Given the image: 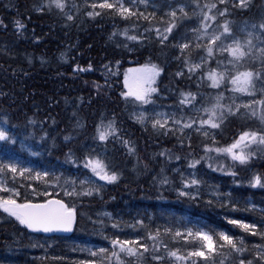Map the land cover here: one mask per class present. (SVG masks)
Returning <instances> with one entry per match:
<instances>
[{"label":"trees","instance_id":"trees-1","mask_svg":"<svg viewBox=\"0 0 264 264\" xmlns=\"http://www.w3.org/2000/svg\"><path fill=\"white\" fill-rule=\"evenodd\" d=\"M41 2L43 5L38 11L37 6ZM49 2L0 0V116L14 133L25 132L35 147L45 146L43 151L47 153L43 158L50 164H66L72 159L83 164L87 152L85 145L92 140L98 142L101 150L95 156L107 165L110 174L114 172L118 176L112 183L83 185L73 201L77 219L72 233L55 236V239L76 237L81 243L102 246L106 253L95 264H117L112 256L113 245H107L104 234L117 231L118 235L124 236L137 231L142 236V243L150 249L148 252L140 249L145 264H177L167 256L164 245L170 250L179 249L186 255L199 244L186 243L184 239L174 240L164 234V229L171 226L169 229L172 230L177 221L191 219L214 234V238L224 233L235 241H243L238 245L243 251L224 246L206 258H192L195 264H241V261L244 264H264L260 259L264 255L261 251L264 249V235H251L241 225L230 223L218 213L220 209L217 206L174 192V188L183 186L187 179L183 172L176 170V165L191 167L194 161H199L195 166L204 164L211 169L214 178H222L234 193L244 191L247 196L255 198V204L264 206V186L249 184L252 176L261 177L264 183V154L259 151V146L251 145L245 149L254 154L246 163L240 164L227 153L215 151L217 142L198 133L182 139L173 133L165 134L159 127H142L128 113L139 102H133L132 98L126 101L121 95L128 90L125 75L129 85L134 86L138 75L142 74L135 70L150 64L161 69L153 85L157 91L166 88L177 91L176 94L167 92L169 98L176 101L182 92H193L185 61L197 58L203 51L202 47H196L199 42L194 43L190 37L191 24L178 19L171 33H166L168 39L161 43L156 29L163 32L172 23L166 21L161 13H155L146 20L139 15L123 18L113 10L98 8L96 11L101 15L89 16L87 13L92 8L88 0H62L63 9L54 4L49 6ZM261 3L262 0H251L243 10L230 7L226 21L235 25L244 18L258 19ZM68 11L71 20L67 17ZM17 22L23 27H19ZM129 36L137 39L131 40ZM184 44H189V47L182 53L180 46ZM178 67L183 69L182 76L176 73ZM129 69L134 71L129 72ZM194 76L197 77V72ZM157 91L152 93L155 99ZM163 100L166 101L158 99L166 103ZM226 109L223 108V122L217 128L222 131L220 140L223 147L232 144L244 131H261L262 120L252 115L254 105L247 110L231 107L229 112ZM73 112H76L80 128L72 120ZM191 116L194 121L203 120L198 115ZM113 120L118 129V139L109 137L103 142L93 139L97 136L98 125H107ZM123 141H128V145ZM129 148L133 151L129 152ZM206 148L212 150L206 151ZM248 170L251 173H247ZM165 178L167 182H162ZM85 191H90L91 195H83ZM44 199L36 198L38 201ZM97 206L109 210L111 217L97 215ZM241 207L248 217L252 213L255 217L262 214L260 210L248 209V205ZM132 219L140 221L129 231L127 226L131 221L128 220ZM157 229L161 232L162 243L159 251L153 252V241L148 239V235ZM28 231L21 224L0 223V239L7 241L0 244V251L17 248V254L40 253L41 249L35 248L41 236L30 240ZM219 243L223 244V241ZM152 254L164 259L155 261L151 259ZM120 255L124 258L122 253ZM47 260L36 259V262L47 264ZM52 261L64 264L60 259ZM124 263H127L125 259ZM179 264L188 262L180 261Z\"/></svg>","mask_w":264,"mask_h":264},{"label":"rangeland","instance_id":"rangeland-1","mask_svg":"<svg viewBox=\"0 0 264 264\" xmlns=\"http://www.w3.org/2000/svg\"><path fill=\"white\" fill-rule=\"evenodd\" d=\"M88 1L90 5L94 2H103V0ZM250 1L251 0H246V6L241 7L240 0H225V3H220V0H145V2H141V0H135V4L128 3L126 0L125 7H129L132 11L143 13V16H147L148 18L153 16L155 13H161L166 21L173 22L174 18L172 17L171 13L175 11V24L178 19L185 20L188 22V24H191L190 37L193 38L194 43L199 42L203 51L199 56H197V58L188 61V63H186V67L188 68L189 64L201 63V57H204L203 66L196 70V78L195 76L192 77L194 73L190 74L188 71V78L190 79L189 81L193 86L192 94H194L196 97V99L191 104L181 106V104H179L180 99L182 98L181 95L177 97V101L173 100L169 98L167 92L172 91V93L175 94L178 92H173V89L166 88V90L157 91L156 99L151 97L152 103L147 105H141L139 103L136 104V106L128 111L129 116L137 122L136 117L143 111L146 119L143 123L138 122L142 127L152 125L153 121L157 119H160L163 122V119L166 117H174L177 120L188 122L194 120V118L191 116L193 114L198 115L203 119H207L209 114L205 112L204 109H211L216 103L217 95L222 93L224 98L220 103L225 107L230 106L234 110H237V105H239L238 110H247L252 105H254L257 116L260 117L261 112L264 111V105L254 102L264 100V77L259 79L255 77V73L264 72V61H262L264 56H261L260 54V50L264 49V30L259 27L260 24L264 23V0H262L261 3V12L258 15V19L254 20L244 18L238 21L235 25L231 24V22H228V26L232 35L229 40L226 41V43L230 44L232 42V38L239 39L244 44H247L249 40L251 41L252 47L250 54L245 57L242 62L236 64V66L233 67L232 65L227 64V61L231 59L227 52L221 55L219 52L214 50L213 58H208L206 52V47L210 46L208 39L209 35H211L213 32H223V25L225 22H227L226 15L229 13V8L234 7L243 10L249 6ZM109 2H112V0H109ZM211 3H216L217 9H219L221 12H223L225 8H227L228 11L223 16L219 15L217 9H212L211 12H209V9L205 7V5H210ZM42 5L43 2L37 6V9H41ZM97 9L98 8L95 10L91 9L89 12L96 11ZM181 9H183V11H181ZM69 11L67 13V17L70 14ZM204 13L215 15L216 19L207 22L211 25L207 34H205L203 30H201L200 33H195L193 30L199 29L201 27V21L203 20ZM254 25L255 27H253ZM196 35H201L202 39L197 40ZM247 50L248 49H246V51ZM218 60H223L224 64L218 66ZM242 66H245V68H242ZM210 70H215L217 72L226 71L225 82L222 83L220 87H211V81L207 79ZM246 71H252L254 73L253 85L252 89L250 90V94L234 92V86L231 83L232 77L238 72ZM178 72H183V69L178 67L176 73ZM141 75L142 74L138 75V77ZM158 99H166V101L163 100L166 103H161L158 101ZM245 105H249V107H245ZM216 111L219 115L224 110L223 108H218ZM158 114L165 115L160 116ZM72 120H74V124L77 127H81L79 120L76 118V112H73ZM200 121L201 120L195 121V124L192 128H185L181 132L178 130L180 125H174L172 120L169 119L167 127L173 130L168 132L173 133L182 139H189L192 133H198L205 137L202 132L196 131V129L199 127ZM261 125L262 129L258 132H264V121L261 122ZM0 130L5 131V134L9 137L8 140H0V164H13L17 166L18 170L24 171L23 176H21L19 171L16 174H12L5 168L3 175H0V180L3 181L4 186L9 188L10 191L0 192V197H11L16 199L17 202H24L20 200L21 198L22 200L27 198L29 199L28 201H37V197H60L67 201L71 208L75 209L76 205H73V201L77 194L65 195L66 191H75L78 193L81 187L85 184H103L106 182L95 176L90 168H86L84 166L87 159H97L95 153L101 150L99 143L93 142L94 140L85 145L87 152L85 158L86 160H84L83 164H80L76 159H72L66 164L57 165L56 163L50 164L43 158V156L47 153L43 151L45 146L41 145L40 148L35 147L32 142L28 140L25 132L21 134L14 133V131L11 130L8 125H6L1 116ZM204 130L208 132V136L205 137L206 139L211 140L212 142H217L218 148L221 146L223 147L224 144L221 145L222 137L220 135H222V131H220V129H212L205 125ZM228 146L229 144L225 147ZM252 146H256L255 148L259 146V151L264 154V145L254 144ZM176 170L183 172V174L187 177L184 184L190 182L193 179H196L198 183L187 188H185L184 185L179 188L175 187V193H179L180 191L190 193V195L186 196L192 199H202L212 206H217L220 209L218 213L223 215L225 219L230 221H238L237 224L239 225H256L258 233H264V206L255 204V198L251 197L252 195L247 196V193L244 191H241V194L240 192L234 193L222 178H214L211 169L205 167L204 164L198 167H183L182 165H176ZM247 173L251 172L248 170ZM37 174H39V178ZM255 177L256 176H252L250 178L249 184H253L255 182ZM12 189H14L15 192H18L19 195H14L13 191H11ZM45 193H47V195H45ZM241 198L243 200H241ZM244 204L248 205V209L253 208L262 211V214L255 217V215L252 213L251 217H248L244 212V208L241 207ZM95 211L97 215L101 216L111 217L112 215L111 212L105 207L97 206ZM128 221H131L127 226L130 231L132 229V225L139 222L140 219H136L134 221L132 219ZM0 223L13 224L15 226L20 225V223L14 217L9 216L7 213L2 211H0ZM169 228H171V226L168 227V229ZM172 228L173 233L176 230L185 232L186 229L189 228L193 230L199 228L205 232H208L206 229L191 219H186L183 222L177 221V223L173 224ZM114 232L115 233L110 232L109 234H104L107 237V245L112 244L111 241L116 240V238L119 240L129 241L138 240L142 243V236L137 234V231L128 232L124 236L118 235L117 231ZM248 233L251 234L250 232ZM27 235L28 239L33 240L37 235L40 234L34 233L33 231H28ZM40 236V239L36 241L37 246L35 248L41 249L40 253L36 254L34 252L33 254L23 255L17 254V248H5L4 251H0V264H40V262H36V259H48L47 264H54L52 263V260L55 259L62 260L64 264H95L96 260L98 261V258H100L103 253L97 256H93L92 253H99L101 249L106 250V248L102 246L99 247L91 243H81L76 240V237H68L66 240H56L55 236ZM126 236H129L130 238ZM6 242L7 241L5 238L0 239V244ZM191 250L193 249H190L189 251ZM113 251L119 253L118 248L113 247ZM120 254L121 253H119V255ZM122 254L124 258L120 255L121 261H123V259L127 261V263L124 264H145L141 256H129L127 253ZM155 255L158 254H152L151 259H153V256Z\"/></svg>","mask_w":264,"mask_h":264},{"label":"snow or ice","instance_id":"snow-or-ice-1","mask_svg":"<svg viewBox=\"0 0 264 264\" xmlns=\"http://www.w3.org/2000/svg\"><path fill=\"white\" fill-rule=\"evenodd\" d=\"M126 0H112V2H109V0H103V2L100 3H92L90 7L92 9H110L113 10L114 13L120 15L123 18H128L133 15H139L142 16L144 19H148L147 16H143V13L137 14L136 12L132 11L129 7H125ZM128 3L135 4V0H127ZM141 2H145V0H141ZM220 3H225V0H220ZM52 4L55 5V7L63 9L64 4L62 0H50L49 6ZM199 6V5H197ZM240 6L245 7L246 6V0H240ZM209 9V12H211L212 9H217L216 3H211L210 5H205ZM40 11L41 9H37ZM183 11V9H181ZM228 11L227 8L224 9L223 12L219 11L217 9V12H219V15L223 16ZM89 16H98L101 15L100 12L92 11L88 13ZM173 19V22L168 25L167 28L164 29L163 32H161L160 29H156L157 35L161 39V43H163L165 40L168 39V35L166 33H171L172 29L176 26L175 24V17L176 12L173 11L171 13ZM68 19L71 20L72 17L68 16ZM215 15H209V13L203 14V20L201 21V27L199 29H194L193 31L195 33H200L201 30L205 34L208 33V29L211 27L208 21L215 20ZM19 27H23L22 24H19L17 22ZM255 27V25L253 26ZM259 27L264 30V23L260 24ZM126 34V32H125ZM231 30L228 26V22H225L223 25V32L221 33H215L213 32L211 35H209V45L206 47V52L208 58H213L214 56V50L216 52H219L221 55L223 53L227 52L228 55L231 57L230 60L227 61V64L232 65L233 67L236 66V64L242 62L245 57H247L250 54L251 51V41L249 40L247 44L242 43L239 39L232 38V42L226 43V41L229 40L231 37ZM131 40H136V36H129L128 37ZM196 39L200 40L202 39L201 35H196ZM189 47V44L181 45V52ZM196 47H201L200 44H197ZM246 49H248L246 51ZM261 56H264V49L260 50ZM204 57H201V63L199 64H189L188 71L190 74L195 73L197 69L201 68L203 66ZM185 63H188V61H185ZM218 66L223 65V60L217 61ZM226 67V66H225ZM83 71L84 69H80ZM134 70L129 69V72H132ZM142 75L138 77L135 81L134 86L129 85L128 83V76L125 75V87L128 89L126 92H123L121 95L124 97V99L127 101L129 98H132L133 102H139L141 105H147L152 103V93H155L157 91V88L153 85L156 82V77L160 75L161 69L155 65H145L142 69L135 70ZM178 76H182L183 72H178ZM253 77L254 73L252 71H246V72H238L235 76L232 77L231 83L234 86L233 91L239 92V93H249L252 89L253 85ZM255 77L257 79L264 77V72H257L255 73ZM226 78V71L217 72L215 70H210L207 76V79L211 81V87L218 88L222 83L225 82ZM181 99L180 104L186 105L191 104L195 99V95L192 93H181ZM223 94H218L216 97V103L212 106L211 109H204L205 112H207L208 118L203 119L199 122V127L196 129L198 132H202V134L207 137L208 132L204 130V126L207 125L208 127L212 129L219 128L221 126V123L223 122V114L220 113L217 114L216 109L218 108H225L224 105H222L220 102L223 100ZM254 103L264 105V100L262 101H255ZM245 107H249V105H245ZM239 109V105H237V110ZM227 111L231 112V107L228 106ZM160 116H164L165 114H158ZM252 115H257V112L254 110L252 112ZM262 121H264V111L261 112L260 117ZM137 122L143 123L146 119L144 112L142 111L137 117ZM169 119L172 120V123L174 125H180L179 131H183L185 128H192L195 124V121H188L183 122L181 120H177L174 117H166L163 119V122L160 119H157L153 121L152 127L153 128H161L165 129V134H167L168 131H172L173 129H170L167 127L169 123ZM117 132L118 129L115 127V120L110 121L107 125H98L96 128L97 136L93 137V139H99V141L103 142L109 139V137L117 138ZM9 137L5 134V131L0 130V140H8ZM66 140L70 139L69 137H65ZM123 143L127 146L128 141H123ZM253 144H260L264 145V132H258V131H244L242 132L239 137L228 147L225 148H216L215 151L220 153H227L231 156L233 161H239L240 164H244L248 161L249 157L253 155L254 153L252 151H245V149H249L251 145ZM212 149H207L206 151H211ZM133 149L129 148V152H132ZM163 155V153H161ZM179 159V157H177ZM199 163V161H194L190 166L195 167V165ZM86 168H90L91 171L95 176H97L100 180H104L108 183L115 182L118 179V176L112 172L111 174L107 170V165L99 159L89 158L87 159L86 163L84 164ZM5 168L8 172H11L12 174H16L19 171V174L23 176L24 171L18 170L16 165L8 164L3 165L0 164V175H3ZM47 175V174H45ZM39 178V174H37ZM261 177L257 176L255 177V182L252 186H264V183L261 182ZM162 182H167L166 178ZM198 181L196 179L191 180L188 183L184 184V187H190L191 185L197 184ZM10 191L9 188L4 186V183L2 180H0V192H6ZM14 195H19L18 192H15L14 189H12ZM80 193L73 192H65V195H76ZM83 195H91L90 191H85L82 193ZM47 195V193H45ZM180 196H186L190 195V193L180 191ZM0 211L7 213L9 216L14 217L21 225L27 227L28 229L32 231H42V232H52V231H71L72 223L75 219V212L74 209L67 206L64 202L58 199L49 200L46 203H40V204H33L31 202L26 203H17V200L11 197L3 198L0 197ZM230 223L236 224L238 221L231 220ZM116 225H114L115 227ZM245 231L250 232L252 235H264V233H258L257 226L256 225H248L243 224L241 225ZM164 234L171 236L174 240L178 238L184 239L186 243H195L199 244L198 248H194L191 251H188L187 254H183L179 249L177 250H170L167 248V245H164L167 256L170 258H173L177 264H179L180 261L188 262V264H195V261H193L192 258L194 257H204L206 258L207 255L211 254L214 250H217L219 248H223L224 246H228L231 249L240 252L243 251V248L238 246L242 245L243 241H235L233 238L227 234L220 233L218 235V238H214V234H210L209 232H205L202 229H186L185 232H181L179 230H176L174 233L171 229H164ZM161 232L159 229L155 233H149L148 239L153 241V245L151 247V250L153 252H158L160 245L162 241L160 240ZM219 241H223V244H220ZM114 248L119 249V253H127L129 256H143V253L140 252V249L142 248L144 252H148L149 246L145 243H141L138 240H112L111 241ZM262 252H264V249H261ZM102 253H106L105 249H101L99 253L93 252V256L100 255ZM118 252L113 251L112 256L116 257L117 264H122V261L120 259V255ZM153 259L160 261L164 259V257H161L159 255L153 256ZM260 259L264 260V255L260 257ZM241 264H244L243 261H241ZM251 264V262H249Z\"/></svg>","mask_w":264,"mask_h":264},{"label":"water","instance_id":"water-1","mask_svg":"<svg viewBox=\"0 0 264 264\" xmlns=\"http://www.w3.org/2000/svg\"><path fill=\"white\" fill-rule=\"evenodd\" d=\"M54 199L61 200L62 202H64L66 204V202L63 199L58 198V197H50V198L46 199L45 201H41V202H34V201H29V202H31L33 204H40V203H46L47 201L54 200ZM24 203H26V202H24ZM74 212H75V210H74ZM75 221H76V212H75V219H74V221L72 223L71 231H72V229L74 227ZM71 231H52V232H47V233L42 232V231H36V232H38L40 234H43V235H46V236H51V235H68V234H70Z\"/></svg>","mask_w":264,"mask_h":264},{"label":"bare ground","instance_id":"bare-ground-1","mask_svg":"<svg viewBox=\"0 0 264 264\" xmlns=\"http://www.w3.org/2000/svg\"><path fill=\"white\" fill-rule=\"evenodd\" d=\"M182 81V80H181ZM184 81V80H183ZM182 86V85H181ZM171 87V86H170ZM172 92V91H171ZM30 180V179H29ZM77 219V218H76ZM76 223V222H75ZM75 225V224H74ZM200 228V227H199ZM117 239V238H116ZM188 250V249H187ZM183 251V250H182Z\"/></svg>","mask_w":264,"mask_h":264}]
</instances>
